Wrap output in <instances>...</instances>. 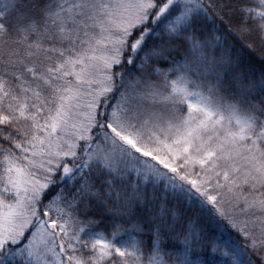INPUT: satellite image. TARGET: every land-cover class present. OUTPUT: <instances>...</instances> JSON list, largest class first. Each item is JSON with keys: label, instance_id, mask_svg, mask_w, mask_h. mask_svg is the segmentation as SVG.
Instances as JSON below:
<instances>
[{"label": "snow or ice", "instance_id": "6c2138e0", "mask_svg": "<svg viewBox=\"0 0 264 264\" xmlns=\"http://www.w3.org/2000/svg\"><path fill=\"white\" fill-rule=\"evenodd\" d=\"M0 264H264V0H0Z\"/></svg>", "mask_w": 264, "mask_h": 264}]
</instances>
